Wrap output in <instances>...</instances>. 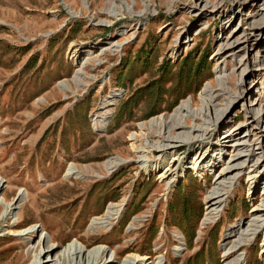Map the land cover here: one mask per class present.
Segmentation results:
<instances>
[{
    "label": "rangeland",
    "instance_id": "rangeland-1",
    "mask_svg": "<svg viewBox=\"0 0 264 264\" xmlns=\"http://www.w3.org/2000/svg\"><path fill=\"white\" fill-rule=\"evenodd\" d=\"M109 1L0 0V196L8 203L20 189L26 196L11 217H0V264L34 263L33 227L60 256L79 239L89 249L115 255L114 264L126 256L142 264H225L226 234L249 220L262 200L263 180L252 191L242 174L220 216L200 227L216 176L205 172L199 177L189 169L166 188L152 169L161 170L173 157L188 163L193 151L182 146L160 158L163 137L148 121L172 114L184 102L200 109L202 91L217 92L216 73L224 62L228 84L236 88L242 68L217 52L230 31L240 27V16L221 31L223 17L192 13L193 0H117L108 13ZM223 1L226 8L228 0ZM252 5L244 7L245 13ZM123 9L118 20L111 17ZM140 12L146 13L136 15ZM110 43H116L112 51L101 53L100 47ZM261 43L249 59L256 50L261 55ZM90 48L94 57L84 69L88 85L77 88L75 61ZM257 66H247L249 79ZM257 81L263 83L264 75ZM60 82H69L70 90H61ZM258 83L229 109L226 126L203 143L217 141L227 127L229 134L244 133L247 115L241 105L264 107V86ZM118 90L122 95L100 132L91 118ZM216 101L225 104L222 98ZM187 120L185 132L193 126ZM250 134V140L256 139L255 132ZM230 151L223 155L224 167L235 154ZM111 159L122 162L108 174L103 163ZM69 165L83 177H66ZM110 204L121 206L119 218L107 227L93 222ZM262 235L229 259L240 255L241 264H263Z\"/></svg>",
    "mask_w": 264,
    "mask_h": 264
},
{
    "label": "bare ground",
    "instance_id": "bare-ground-1",
    "mask_svg": "<svg viewBox=\"0 0 264 264\" xmlns=\"http://www.w3.org/2000/svg\"><path fill=\"white\" fill-rule=\"evenodd\" d=\"M116 1L117 0H110L105 6L104 11L112 13V10L117 7L114 6ZM251 2H253L251 6L252 11L245 13L244 7ZM228 3L227 7L224 8L226 5L223 0H217V2L213 4L207 0H193L189 9L195 14L203 15L208 13L213 16L217 15L223 17L224 22L220 27L221 31H224L230 26V19H232V17L236 18L238 15L240 16L238 19V26L240 27L237 28L236 26L235 29L230 31L234 32L231 38H226L217 52V55L220 57L224 56V58L229 57L233 61L236 60V65L242 68L235 84L236 88L233 90L228 84L227 63L224 62L223 67H220L216 73L218 74L217 92L214 91V88H205L201 93L200 109H195L189 105L188 102H184L181 103L172 114L153 118L148 121L150 126L159 128V133L163 137L162 142L164 143L157 148L158 152L161 153L160 158L165 159L167 156H173L182 146H189L191 151H193V156L188 163H184L183 160L173 157L161 170L157 171L156 169H152L153 173H158L159 179L161 178L166 181V188L169 189L173 183L189 169L195 171L199 177L205 172L214 173L216 176L214 187L207 196L206 213L202 218L200 227L215 221V219L220 216L224 206L227 204V199L231 190L238 183L242 174L246 172L247 181L252 191L261 180H263L264 183V107L250 109L242 104L241 108L244 114L247 115L244 133L238 136L235 135L234 132L229 134L231 127H227V132L223 134L222 137L219 136L217 141L203 143L208 136L215 135L219 128L225 125L227 117L229 116V109H231L234 104L236 105L245 99L254 88V83L256 86L255 88L258 89L257 78L264 75V50L261 55H259V52L256 50L252 58L249 59L248 57L251 51L254 50L257 42L261 41V44L264 43V0H228ZM145 11L147 12V10ZM123 12L124 9L122 12H117V14H113L111 17L118 20L119 16H123ZM146 12H140L136 15L142 16V14L144 15ZM72 13H70L71 16L77 17V14ZM129 15L134 14L130 13ZM243 26L246 27L244 28ZM115 46L116 43L101 46V53L107 50L112 51ZM83 54V59L76 58V70L72 77L74 86L81 89H85L88 85L85 81L86 74L84 69L93 59L94 52H92L90 48ZM251 64H258V68L254 70L256 74H253L249 79L248 75H250L252 71H247V66ZM90 80L94 79L91 78ZM258 85L263 87L264 82L258 83ZM57 86L63 91L70 90L69 82H60ZM121 95L119 90L112 91L100 105V112L92 116V126L98 128L100 132L105 131L107 118L110 117L112 113V106L118 102ZM219 98L225 100L224 105L216 101ZM187 117L193 122V126L185 132L184 130H186V126L188 125ZM140 128L143 129L144 125L141 124ZM174 131H179L178 136H175ZM251 132H255V135H257L256 139L250 140V136L252 135L250 134ZM227 149L231 150V154H235L224 167L221 163ZM121 162L120 159H111L103 163V166L106 172L111 174ZM219 168H221L220 171H218ZM75 175H80V178L83 177L77 167L69 165L65 176ZM3 187L4 180L0 178V191ZM261 192L262 200L253 207V214L249 220H247L246 223L239 221L236 226L227 232L225 238L227 242L225 241L226 243L223 248L225 257L223 263L241 264L243 258L240 255H236L235 259L232 261L229 259L230 255H233L240 248L253 242L259 233L263 234L261 249L264 255V185L261 186ZM17 195L18 197L14 200V203L6 202L5 198L0 196V205L2 206L0 217L2 219L11 217V212L15 209V205L17 203H23L26 198L24 190L20 189ZM121 205H123V203ZM121 211L120 205L110 204L107 206L103 217L95 219L93 222L99 221L103 227H107L119 218ZM30 235L33 236L31 246L35 248L36 254L33 264H98L99 261H101L102 264H114L115 261V255L113 257L109 256L105 248L98 249L97 247H93L89 249L88 245L84 244L79 239L75 240V243H77L79 247L73 244L69 247L67 246L68 251L60 256L61 252L57 250V247H50L47 245V239L42 237L37 228L33 227L30 231ZM55 258H57V260L55 263H52ZM119 264L142 263L141 259L138 257L135 259V257L130 258L126 256Z\"/></svg>",
    "mask_w": 264,
    "mask_h": 264
}]
</instances>
